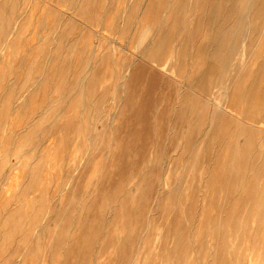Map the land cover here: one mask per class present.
<instances>
[{
	"label": "rangeland",
	"instance_id": "374dc122",
	"mask_svg": "<svg viewBox=\"0 0 264 264\" xmlns=\"http://www.w3.org/2000/svg\"><path fill=\"white\" fill-rule=\"evenodd\" d=\"M149 1L0 0V264H264V16Z\"/></svg>",
	"mask_w": 264,
	"mask_h": 264
},
{
	"label": "bare ground",
	"instance_id": "6f19581e",
	"mask_svg": "<svg viewBox=\"0 0 264 264\" xmlns=\"http://www.w3.org/2000/svg\"><path fill=\"white\" fill-rule=\"evenodd\" d=\"M131 1V0H130ZM146 1V0H145ZM153 1H155V0H150L149 1V3H148V5H147V8H146V12L147 11H149V10H151L152 8H153ZM164 1V0H163ZM168 1V0H167ZM242 1V0H241ZM144 2V1H143ZM260 2V3H259ZM234 3H235V1H234ZM238 3H240V0H238ZM251 3V4H250ZM245 4H248V5H250V6H252L254 9H255V13H256V16H258V18L259 17H262V16H264V0H262V3H261V1L260 0H243V3L241 4V6H243V5H245ZM140 6V5H139ZM172 6V5H171ZM234 6V5H233ZM157 7V6H156ZM189 7V6H188ZM221 7V6H220ZM184 8V7H183ZM227 8V7H226ZM233 8V7H232ZM128 9V8H127ZM141 9V8H140ZM144 9V8H143ZM250 9V8H249ZM161 11V10H160ZM247 11V10H246ZM141 12V11H140ZM182 12V11H181ZM232 12V11H231ZM252 13H253V11H251ZM251 12H250V14H251ZM121 13V12H120ZM125 13V12H124ZM123 13V14H124ZM153 12H151V14H152ZM122 14V13H121ZM225 14H226V16H227V18L226 19H229L230 17H231V14L230 13H226V11H225ZM141 15V14H140ZM175 15V14H174ZM121 16V15H120ZM152 16V15H151ZM248 16H249V14H248ZM149 17V16H148ZM253 17V16H252ZM145 18V17H144ZM146 19H148V18H146ZM161 19V18H160ZM208 20H209V18H208ZM248 22V21H247ZM213 25H214V22H213ZM143 27V26H142ZM134 28V27H133ZM155 28H156V26L154 25V24H150V23H144V31H143V33H142V35H141V37L139 38L140 39V43L141 42H144L146 39H148L149 37H150V35H152L154 32H155ZM157 29V28H156ZM250 29V28H249ZM234 29H231V30H225V34H228L229 33V31L230 32H232V33H234V31H233ZM136 31V30H135ZM206 31V30H205ZM206 32H208V31H206ZM222 32H224V31H222ZM251 32V31H250ZM133 34H135V33H133ZM223 34V33H222ZM131 35V34H130ZM207 36V35H206ZM134 37V36H133ZM152 37V36H151ZM212 40V39H211ZM261 41V40H260ZM133 43H135V41L133 42ZM259 43V42H258ZM211 44H212V42H211ZM211 44H210V46H211ZM154 45V44H153ZM163 45H164V43H159L158 41H157V43H155V45H154V48H156L154 51H153V49H152V53H151V55L152 56H157L158 55V53H159V51L161 50V48L163 47ZM200 47H201V45H200ZM212 47V46H211ZM123 49V48H122ZM199 49V48H198ZM212 49V48H211ZM246 48H244V50H245ZM252 49V48H251ZM212 51V50H211ZM210 51V52H211ZM122 52V51H121ZM118 53H120L119 51H118ZM199 53H200V51H199ZM203 54H205V53H203ZM196 56H197V54H195ZM200 55H201V53H200ZM207 55H209V54H207ZM214 55V54H213ZM217 56H218V53L216 54ZM249 56V55H248ZM203 57V56H202ZM154 58V57H153ZM206 58V57H205ZM93 59V58H92ZM204 59V58H203ZM208 59V58H207ZM210 59V58H209ZM201 60V59H200ZM92 61V60H91ZM157 61V60H156ZM153 62V61H152ZM193 63V62H192ZM199 64V63H198ZM197 64V65H198ZM224 64V63H223ZM222 64V65H223ZM226 64V63H225ZM42 65V64H41ZM46 65V64H45ZM211 65V64H210ZM216 65V64H215ZM218 65H220V64H218ZM159 66V65H158ZM214 66V65H213ZM211 67V69H216L215 67ZM47 69V68H46ZM49 69V68H48ZM47 69V70H48ZM243 69V68H242ZM241 69V70H242ZM247 70V69H246ZM43 71V70H42ZM249 71V70H248ZM49 72V71H48ZM126 72H127V70H126ZM169 72V71H168ZM240 72V71H239ZM247 72V71H246ZM245 73V72H244ZM235 74V73H234ZM32 75V74H31ZM44 75H45V73H44ZM246 75V74H245ZM247 75H248V72H247ZM246 75V76H247ZM45 77H47V76H45ZM239 78H240V75L238 76ZM248 77V76H247ZM255 77V76H254ZM253 78V77H252ZM254 79H252V81H253ZM43 81V80H42ZM235 81V80H234ZM233 81V82H234ZM237 81V80H236ZM239 81H241V80H239ZM251 81V82H252ZM57 82V81H56ZM260 82V81H259ZM25 83V82H24ZM248 83V82H247ZM253 84H252V86H251V88H250V91H249V88H248V90H246V91H249V97H248V93H247V97H248V108H250V110L252 109V108H254L255 107V109H257V108H261L262 107V105L264 106V89L263 88H261V87H258V85H256V81H253L252 82ZM2 84V83H1ZM260 84V83H259ZM191 85V84H190ZM246 85V84H245ZM245 85H243V86H245ZM49 86V85H48ZM184 86V85H183ZM249 86V85H248ZM264 86V85H263ZM262 86V87H263ZM4 87V86H3ZM2 87V88H3ZM38 88V87H37ZM41 88V87H40ZM39 89V88H38ZM198 89V88H197ZM247 89V88H246ZM1 90V89H0ZM241 90V89H240ZM21 92V91H20ZM38 92V91H37ZM242 92V91H241ZM62 93H63V91H62ZM246 93V92H245ZM241 95V94H240ZM244 96V95H243ZM11 97H12V95H11ZM247 97H246V99H247ZM13 98V97H12ZM242 98H244V97H242ZM55 99H56V97H55ZM210 99V98H209ZM244 100V99H243ZM13 101V100H12ZM61 101V100H60ZM20 103V102H19ZM22 103V102H21ZM62 104H63V101L61 102ZM13 104V103H12ZM238 104V103H237ZM240 104V103H239ZM238 106V105H237ZM245 108H247V106L245 107ZM12 109V108H11ZM55 109V108H54ZM68 109V108H67ZM226 109V108H225ZM237 109V108H236ZM20 110V109H19ZM24 110V109H23ZM52 110V109H51ZM50 110V111H51ZM246 110V109H245ZM249 110V109H248ZM249 110V111H250ZM35 111V110H34ZM50 111H49V113H50ZM248 111V112H249ZM252 111V110H251ZM52 112V111H51ZM61 112V111H60ZM227 112V111H226ZM47 114V113H46ZM246 114V113H245ZM54 116V115H53ZM225 116V115H224ZM248 116H251L250 114L248 115ZM253 118H254V116H253ZM47 119V118H46ZM45 119V120H46ZM102 119V118H101ZM250 119V118H249ZM251 119H252V117H251ZM31 120V119H30ZM44 120V121H45ZM253 120V119H252ZM43 121V122H44ZM255 121V120H254ZM56 122V121H55ZM249 122V121H248ZM256 122H258V121H256ZM39 123V122H38ZM53 123V122H52ZM245 123H247V122H245ZM73 124V123H72ZM241 125V124H240ZM6 126V125H5ZM14 127V126H13ZM7 130V129H6ZM4 135V134H3ZM27 135V134H26ZM5 137V136H4ZM21 141V140H20ZM12 154H13V152H12ZM17 156H18V154H17ZM10 157V156H9ZM11 158V157H10ZM15 171H17V170H15ZM225 172V171H224ZM224 172H223V174H224ZM202 174V173H201ZM30 177V176H29ZM32 178V177H31ZM30 181H31V179H30ZM25 190V189H24ZM24 193V192H23ZM47 214V213H46ZM59 215V214H58ZM53 230V229H52ZM54 232V231H53ZM53 232H51V234L53 233ZM75 236V235H74ZM52 240V239H51Z\"/></svg>",
	"mask_w": 264,
	"mask_h": 264
}]
</instances>
